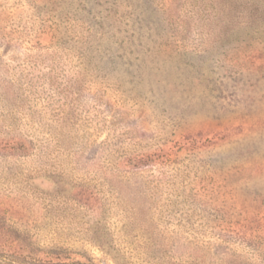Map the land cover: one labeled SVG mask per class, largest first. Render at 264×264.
<instances>
[{
	"label": "rangeland",
	"instance_id": "rangeland-1",
	"mask_svg": "<svg viewBox=\"0 0 264 264\" xmlns=\"http://www.w3.org/2000/svg\"><path fill=\"white\" fill-rule=\"evenodd\" d=\"M0 264H264V0H0Z\"/></svg>",
	"mask_w": 264,
	"mask_h": 264
}]
</instances>
